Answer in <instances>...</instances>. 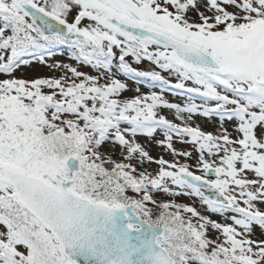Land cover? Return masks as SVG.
Segmentation results:
<instances>
[{
	"label": "snow or ice",
	"instance_id": "1",
	"mask_svg": "<svg viewBox=\"0 0 264 264\" xmlns=\"http://www.w3.org/2000/svg\"><path fill=\"white\" fill-rule=\"evenodd\" d=\"M0 264H264V0H0Z\"/></svg>",
	"mask_w": 264,
	"mask_h": 264
}]
</instances>
